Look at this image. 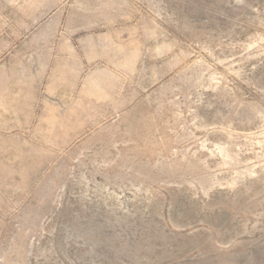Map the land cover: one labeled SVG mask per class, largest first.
Returning <instances> with one entry per match:
<instances>
[{
  "label": "rangeland",
  "instance_id": "1",
  "mask_svg": "<svg viewBox=\"0 0 264 264\" xmlns=\"http://www.w3.org/2000/svg\"><path fill=\"white\" fill-rule=\"evenodd\" d=\"M0 264H264V0H0Z\"/></svg>",
  "mask_w": 264,
  "mask_h": 264
}]
</instances>
